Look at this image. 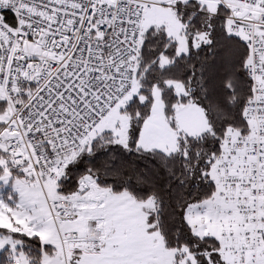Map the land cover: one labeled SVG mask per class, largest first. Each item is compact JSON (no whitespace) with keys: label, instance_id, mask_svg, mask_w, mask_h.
I'll return each instance as SVG.
<instances>
[{"label":"snow or ice","instance_id":"1","mask_svg":"<svg viewBox=\"0 0 264 264\" xmlns=\"http://www.w3.org/2000/svg\"><path fill=\"white\" fill-rule=\"evenodd\" d=\"M0 264H264V0H0Z\"/></svg>","mask_w":264,"mask_h":264}]
</instances>
